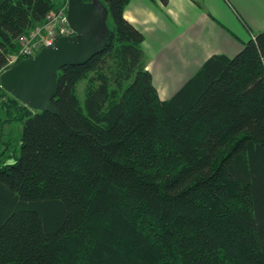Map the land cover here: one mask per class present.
<instances>
[{"label": "trees", "instance_id": "1", "mask_svg": "<svg viewBox=\"0 0 264 264\" xmlns=\"http://www.w3.org/2000/svg\"><path fill=\"white\" fill-rule=\"evenodd\" d=\"M104 1L110 39L58 70L56 111L0 84V264H264V29L162 97L129 0ZM56 7L0 0V72Z\"/></svg>", "mask_w": 264, "mask_h": 264}, {"label": "crops", "instance_id": "2", "mask_svg": "<svg viewBox=\"0 0 264 264\" xmlns=\"http://www.w3.org/2000/svg\"><path fill=\"white\" fill-rule=\"evenodd\" d=\"M236 1L244 9L264 6V0ZM235 9L232 0H129L125 16L144 32L146 66L162 97L180 88L211 54L233 55L242 48L253 30L250 22L246 30L245 16Z\"/></svg>", "mask_w": 264, "mask_h": 264}, {"label": "water", "instance_id": "3", "mask_svg": "<svg viewBox=\"0 0 264 264\" xmlns=\"http://www.w3.org/2000/svg\"><path fill=\"white\" fill-rule=\"evenodd\" d=\"M109 14L104 0H68V19L75 33L59 35L35 55L4 68L0 84L33 108L56 111L52 98L58 70L66 64L85 63L104 50L111 36Z\"/></svg>", "mask_w": 264, "mask_h": 264}, {"label": "built area", "instance_id": "4", "mask_svg": "<svg viewBox=\"0 0 264 264\" xmlns=\"http://www.w3.org/2000/svg\"><path fill=\"white\" fill-rule=\"evenodd\" d=\"M73 33L75 30L68 19L67 1L66 5L50 10L35 31L28 29L20 34L19 47L10 53L5 68L22 57L35 55L44 45L52 43L57 36Z\"/></svg>", "mask_w": 264, "mask_h": 264}, {"label": "rangeland", "instance_id": "5", "mask_svg": "<svg viewBox=\"0 0 264 264\" xmlns=\"http://www.w3.org/2000/svg\"><path fill=\"white\" fill-rule=\"evenodd\" d=\"M55 1L57 3V7L55 9H57L58 7H62L64 5H66L68 0H55ZM232 2H233V4H235L236 14L239 17H242V16L244 17L245 16L244 19L246 20V30L248 28V25H247L248 22H250L251 28L253 30V32L251 34H253L254 32H257L259 30L264 29V26H263V24H264V6H263V9H260V8H254V9L248 8V9H244L242 7V5H240L239 3H237L236 0H232ZM252 16H254L256 18H260L261 20H263L262 21V25H260V23L257 24L255 22V19H253ZM243 17H242V19H243ZM42 21L43 20L37 22L36 24L32 25L28 29L31 30V31L32 30L35 31L37 29L38 25H40ZM109 24H112L111 17L109 18ZM42 32H44V29H43ZM17 40H18V44H20L19 37H18ZM145 63H146V61H145ZM86 84H87V79L86 78H83V79H81L78 82V85H77V94L79 95L80 99H83L84 98V92H85ZM159 93H160V91H159ZM22 125L23 124H22L21 121L15 120V121L8 122L5 125V127L3 126L4 127V130H5V133H6V136L8 138H11L10 148H13V150L16 152V155H19V152H20L19 141H20V137H21V134H22ZM14 151H12V152H14Z\"/></svg>", "mask_w": 264, "mask_h": 264}]
</instances>
